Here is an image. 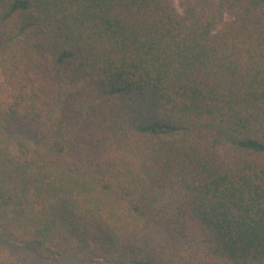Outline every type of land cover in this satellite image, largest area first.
<instances>
[{
  "label": "trees",
  "instance_id": "obj_1",
  "mask_svg": "<svg viewBox=\"0 0 264 264\" xmlns=\"http://www.w3.org/2000/svg\"><path fill=\"white\" fill-rule=\"evenodd\" d=\"M181 2L0 0V264H264V0Z\"/></svg>",
  "mask_w": 264,
  "mask_h": 264
},
{
  "label": "rangeland",
  "instance_id": "obj_2",
  "mask_svg": "<svg viewBox=\"0 0 264 264\" xmlns=\"http://www.w3.org/2000/svg\"><path fill=\"white\" fill-rule=\"evenodd\" d=\"M175 3H176V5H177L178 9H179L180 11H182L183 8H184V5H183V3L181 2V0H175ZM228 18H229V17H228Z\"/></svg>",
  "mask_w": 264,
  "mask_h": 264
}]
</instances>
